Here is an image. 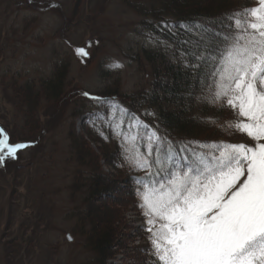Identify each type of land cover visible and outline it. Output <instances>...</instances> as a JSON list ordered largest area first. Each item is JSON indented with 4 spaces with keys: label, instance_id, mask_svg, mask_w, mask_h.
Masks as SVG:
<instances>
[{
    "label": "rangeland",
    "instance_id": "374dc122",
    "mask_svg": "<svg viewBox=\"0 0 264 264\" xmlns=\"http://www.w3.org/2000/svg\"><path fill=\"white\" fill-rule=\"evenodd\" d=\"M148 1L0 0V124L12 134L10 143L30 145L0 161V264H98L86 243L92 209L106 219L117 214L116 255L107 264L149 262L153 245L141 193L150 181L127 185L134 172H150L139 161L150 163L157 136L117 103L92 94L112 87L146 93L154 62L171 57L173 46L139 11ZM60 63L64 92L48 99L41 82ZM210 89L217 90L216 77ZM86 92L93 100L83 98ZM230 132H237L230 143H253ZM97 167L121 181L116 190L94 194Z\"/></svg>",
    "mask_w": 264,
    "mask_h": 264
},
{
    "label": "snow or ice",
    "instance_id": "6c2138e0",
    "mask_svg": "<svg viewBox=\"0 0 264 264\" xmlns=\"http://www.w3.org/2000/svg\"><path fill=\"white\" fill-rule=\"evenodd\" d=\"M258 3L233 18L239 34L218 62L213 93L214 102L236 112L228 127L253 143L201 144L209 151L200 153L185 146L181 152L190 156L152 162L161 167L141 193V207L157 264H264V0ZM76 52L89 56L85 48ZM29 147L10 144L5 134L0 161ZM139 163L149 167L147 159Z\"/></svg>",
    "mask_w": 264,
    "mask_h": 264
},
{
    "label": "trees",
    "instance_id": "16d2710c",
    "mask_svg": "<svg viewBox=\"0 0 264 264\" xmlns=\"http://www.w3.org/2000/svg\"><path fill=\"white\" fill-rule=\"evenodd\" d=\"M254 3L255 0H149L142 8L139 7L140 13L152 19L154 28L157 27L163 39L173 46L171 57L159 55L158 61L154 62L152 88L146 93L127 95L118 87L92 93L96 100L118 102L117 106L138 118L157 136L148 168L150 172L143 175L134 172L128 187L152 181L161 167L152 163L158 158L169 153L190 156L191 152H181L185 146L196 153L208 152L199 145L228 144L237 133L230 132L233 129L228 127L237 117L232 113L230 116L229 107L222 102H214L213 94L208 92L216 77L215 70L220 67L218 62H222V55L239 34L233 18L254 8ZM65 69L60 63L52 77L41 82L48 99L58 100L63 95L67 79ZM89 95L86 92L83 98L93 100ZM35 104L36 101L30 106L32 110ZM27 112L30 113L29 110ZM29 122L27 125L31 127ZM9 136L13 140L11 133ZM95 159L98 160L96 156ZM96 169L98 173L90 182L94 194L101 196L116 190L115 184L121 181L110 180L101 169ZM91 215L93 218L89 219L94 228L87 233L86 243L96 254L98 264H107L106 261L116 255L120 234L116 225L117 214L111 212L106 219L98 209H92ZM148 258L150 260L145 264H157L150 250Z\"/></svg>",
    "mask_w": 264,
    "mask_h": 264
},
{
    "label": "bare ground",
    "instance_id": "6f19581e",
    "mask_svg": "<svg viewBox=\"0 0 264 264\" xmlns=\"http://www.w3.org/2000/svg\"><path fill=\"white\" fill-rule=\"evenodd\" d=\"M187 53V52H186ZM118 103V102H117ZM116 211V210H115ZM126 243V242H125Z\"/></svg>",
    "mask_w": 264,
    "mask_h": 264
},
{
    "label": "water",
    "instance_id": "95a60500",
    "mask_svg": "<svg viewBox=\"0 0 264 264\" xmlns=\"http://www.w3.org/2000/svg\"><path fill=\"white\" fill-rule=\"evenodd\" d=\"M1 128V127H0Z\"/></svg>",
    "mask_w": 264,
    "mask_h": 264
}]
</instances>
